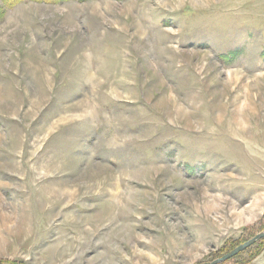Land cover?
Returning a JSON list of instances; mask_svg holds the SVG:
<instances>
[{
	"label": "rangeland",
	"instance_id": "obj_1",
	"mask_svg": "<svg viewBox=\"0 0 264 264\" xmlns=\"http://www.w3.org/2000/svg\"><path fill=\"white\" fill-rule=\"evenodd\" d=\"M263 231L264 0H0V260L210 264Z\"/></svg>",
	"mask_w": 264,
	"mask_h": 264
},
{
	"label": "water",
	"instance_id": "obj_2",
	"mask_svg": "<svg viewBox=\"0 0 264 264\" xmlns=\"http://www.w3.org/2000/svg\"><path fill=\"white\" fill-rule=\"evenodd\" d=\"M263 237H264V231L257 233L255 236H253L249 240L239 244L238 246H236L235 248L230 250L228 253H226V254L222 255L221 257H218L217 259L213 260L210 264H217L219 262L227 260L228 258H230V257L236 255L237 253L241 252L242 250L246 249L247 247L252 245L254 242H256L258 239H261Z\"/></svg>",
	"mask_w": 264,
	"mask_h": 264
},
{
	"label": "trees",
	"instance_id": "obj_3",
	"mask_svg": "<svg viewBox=\"0 0 264 264\" xmlns=\"http://www.w3.org/2000/svg\"><path fill=\"white\" fill-rule=\"evenodd\" d=\"M2 1H3V3L5 5H10L12 3H15L18 0H2ZM35 1H38V2L44 1V2H48V3H55V2H60V1H63V0H35ZM6 263H8V264H16V263H13V262H10V261L6 262L5 260H0V264H6Z\"/></svg>",
	"mask_w": 264,
	"mask_h": 264
}]
</instances>
